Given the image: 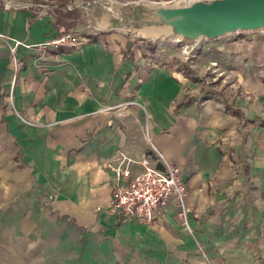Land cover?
Segmentation results:
<instances>
[{"label": "crops", "instance_id": "1", "mask_svg": "<svg viewBox=\"0 0 264 264\" xmlns=\"http://www.w3.org/2000/svg\"><path fill=\"white\" fill-rule=\"evenodd\" d=\"M133 2L0 0V32L85 40L21 44L18 72L0 40V264H264V72L201 93L122 28L168 32ZM150 139L181 168L188 224L174 199L151 222L112 209L108 164L131 158L132 179Z\"/></svg>", "mask_w": 264, "mask_h": 264}, {"label": "rangeland", "instance_id": "2", "mask_svg": "<svg viewBox=\"0 0 264 264\" xmlns=\"http://www.w3.org/2000/svg\"><path fill=\"white\" fill-rule=\"evenodd\" d=\"M132 4L141 6L144 3H204L212 0H133ZM122 26L135 37L152 41L153 48H145L147 54L160 64H167L170 69H179L185 76L196 82L201 93L207 95L219 92L231 98L236 92L241 94L238 78L247 71L264 72V27L234 31L218 38L204 39L196 43L193 39L181 34H172L158 38H149L129 28L128 22ZM238 33H244L241 41ZM145 35V36H144ZM244 40V41H243ZM145 41V42H144ZM233 41L234 43H230ZM242 42L245 45L242 48ZM246 58V59H245ZM262 63V64H260ZM193 76V78L191 77Z\"/></svg>", "mask_w": 264, "mask_h": 264}, {"label": "built area", "instance_id": "3", "mask_svg": "<svg viewBox=\"0 0 264 264\" xmlns=\"http://www.w3.org/2000/svg\"><path fill=\"white\" fill-rule=\"evenodd\" d=\"M0 40L9 47L17 72L22 67V62L17 56V49L21 44L46 53L50 48L78 46L85 41L84 37H79L73 30L63 32L49 41L37 44H26L22 40L3 32H0ZM150 144L152 145V152L139 160L142 171H139L130 180H124V177L131 173V169L128 166H123V163L124 161H131V158L123 155L119 164H108L115 170L117 179L113 186L112 209L124 218L137 217L143 221L151 222L155 219L159 208L170 199H174L178 207V214L183 218L184 223L188 224V208L185 202L187 185L183 179L181 168L168 160L152 144L151 139Z\"/></svg>", "mask_w": 264, "mask_h": 264}, {"label": "water", "instance_id": "4", "mask_svg": "<svg viewBox=\"0 0 264 264\" xmlns=\"http://www.w3.org/2000/svg\"><path fill=\"white\" fill-rule=\"evenodd\" d=\"M138 19L168 32L163 36L181 34L201 43L229 32L264 27V0H212L200 3H146ZM145 5V4H143ZM145 9L147 11H145ZM146 21V22H145ZM149 21V22H148ZM161 37L157 35L156 38Z\"/></svg>", "mask_w": 264, "mask_h": 264}, {"label": "bare ground", "instance_id": "5", "mask_svg": "<svg viewBox=\"0 0 264 264\" xmlns=\"http://www.w3.org/2000/svg\"><path fill=\"white\" fill-rule=\"evenodd\" d=\"M153 5V4H151ZM143 33L147 36V37H156L158 32L155 31V32H151L150 30H143ZM159 35V34H158Z\"/></svg>", "mask_w": 264, "mask_h": 264}, {"label": "trees", "instance_id": "6", "mask_svg": "<svg viewBox=\"0 0 264 264\" xmlns=\"http://www.w3.org/2000/svg\"><path fill=\"white\" fill-rule=\"evenodd\" d=\"M71 28H72V26H69V29H67V30H71ZM238 35H239V36H243V35H241V33H239ZM191 77L193 78L192 75H191Z\"/></svg>", "mask_w": 264, "mask_h": 264}]
</instances>
